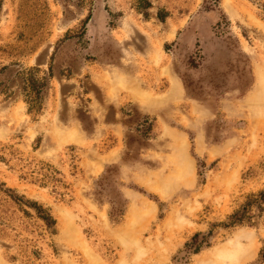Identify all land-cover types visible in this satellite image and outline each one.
I'll return each instance as SVG.
<instances>
[{
  "label": "rangeland",
  "instance_id": "374dc122",
  "mask_svg": "<svg viewBox=\"0 0 264 264\" xmlns=\"http://www.w3.org/2000/svg\"><path fill=\"white\" fill-rule=\"evenodd\" d=\"M263 189L264 0H0V264H264Z\"/></svg>",
  "mask_w": 264,
  "mask_h": 264
},
{
  "label": "trees",
  "instance_id": "16d2710c",
  "mask_svg": "<svg viewBox=\"0 0 264 264\" xmlns=\"http://www.w3.org/2000/svg\"><path fill=\"white\" fill-rule=\"evenodd\" d=\"M36 70H37L36 68H31L27 71L28 75L30 74V78L26 80L28 84L27 85L28 94L26 95V98L28 99L27 101L30 100L29 102H26L29 104L28 112L31 110L36 111L38 109L39 105L36 104L35 100L40 99L41 91L45 86V81L43 79L40 80L31 76V74L36 72ZM144 122H146L147 124L145 130H150L151 124L147 122V119ZM25 201L26 203H28L27 205L35 211L38 218L44 222L46 227L53 228L55 226L56 223L55 219L52 217V215H50V213L47 210H45L42 206H40L36 202H31L28 200ZM251 207H255L259 212L264 211V189L259 191L257 194H252L248 196L246 202L243 203V205H241L237 211H235L232 215L229 216L228 222L224 224V226L235 227L242 224L245 221H250L251 215H249V211ZM198 238H199V233H195L191 237V241L185 243L184 247L186 253L195 254L198 252V250L201 247V242L198 243V245L194 244V242H196Z\"/></svg>",
  "mask_w": 264,
  "mask_h": 264
}]
</instances>
